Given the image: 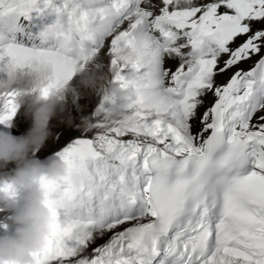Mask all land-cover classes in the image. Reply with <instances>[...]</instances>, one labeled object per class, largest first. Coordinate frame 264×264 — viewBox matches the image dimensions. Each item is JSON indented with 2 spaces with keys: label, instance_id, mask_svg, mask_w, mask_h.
Returning <instances> with one entry per match:
<instances>
[{
  "label": "snow or ice",
  "instance_id": "snow-or-ice-1",
  "mask_svg": "<svg viewBox=\"0 0 264 264\" xmlns=\"http://www.w3.org/2000/svg\"><path fill=\"white\" fill-rule=\"evenodd\" d=\"M105 50L136 119H107L106 92L90 130L58 133L35 264H264V0H0V77L46 98Z\"/></svg>",
  "mask_w": 264,
  "mask_h": 264
},
{
  "label": "clouds",
  "instance_id": "clouds-1",
  "mask_svg": "<svg viewBox=\"0 0 264 264\" xmlns=\"http://www.w3.org/2000/svg\"><path fill=\"white\" fill-rule=\"evenodd\" d=\"M58 30L59 25L45 28L41 36L48 38ZM76 74L84 87L101 83L103 88L102 82L107 79L104 74L86 65L78 68ZM136 78V73H128V79ZM39 87V82L28 73L22 72L15 78L0 77V91H18V106L32 121L28 132L21 136L0 131V170L7 169L9 164L15 165L10 175L0 171V206L14 209L11 218L14 232L0 237V264H35L33 254L47 246L52 223L51 213L45 206L46 193L41 181L58 180L67 172V165L62 160L50 159L45 164L35 156L51 136L49 121L58 111H64L59 93L53 91L45 98ZM104 90L112 100L106 108L107 119L119 116L125 124L136 119L131 111L138 102L134 89L109 85ZM92 126L89 117L82 119L81 127L90 130ZM17 190L24 194V202L19 208L15 204Z\"/></svg>",
  "mask_w": 264,
  "mask_h": 264
},
{
  "label": "rangeland",
  "instance_id": "rangeland-1",
  "mask_svg": "<svg viewBox=\"0 0 264 264\" xmlns=\"http://www.w3.org/2000/svg\"><path fill=\"white\" fill-rule=\"evenodd\" d=\"M61 103L64 111L57 113V115L49 121L48 128L51 132V136L45 141L44 145L35 153L37 159L41 162L47 164L50 159H56L55 151L57 147V135L58 133L63 132V135L59 136V140L61 143L66 141L69 138V133L67 131L68 128L71 127H81V122L78 119L79 114L76 110V105H72L71 103H65L61 99ZM97 111H93L92 114L89 112L88 116L90 119H94V113ZM16 118V120H15ZM13 120L7 121L5 123H0V131L1 128L5 125L4 131L10 133L13 136H21L28 132L31 127V119L26 118L24 116V109L19 108V111ZM78 119V120H77ZM51 127V128H50ZM54 127V128H53ZM75 134V133H74ZM15 168L14 164H9L7 169H3L4 174L10 175L12 174L13 169ZM24 202V194L17 190L15 196V204L16 208L22 206ZM14 214V209H9L0 206V237L5 235H11L14 232V226L12 225L11 218Z\"/></svg>",
  "mask_w": 264,
  "mask_h": 264
},
{
  "label": "bare ground",
  "instance_id": "bare-ground-1",
  "mask_svg": "<svg viewBox=\"0 0 264 264\" xmlns=\"http://www.w3.org/2000/svg\"><path fill=\"white\" fill-rule=\"evenodd\" d=\"M110 57L106 54V50L101 54L97 55L92 61H90L86 66L90 69H95L97 73L104 74L107 79L101 83H97L91 87H84L79 83L80 77L75 74L72 80L68 85L60 92L61 99L66 103H71L76 105V110L79 114V120L82 122V119L89 117V112L95 110L97 111L103 102V98L106 94V89L110 85L111 72H110ZM245 67H248L245 65ZM224 79V78H222ZM77 119V120H78ZM16 120V118H15ZM5 125L1 128L4 131ZM51 128V127H50ZM54 128V127H53ZM107 237H103L98 240L97 244H103L106 241Z\"/></svg>",
  "mask_w": 264,
  "mask_h": 264
}]
</instances>
